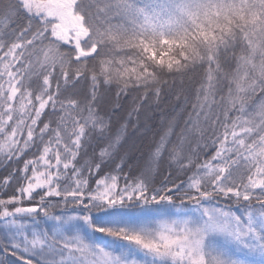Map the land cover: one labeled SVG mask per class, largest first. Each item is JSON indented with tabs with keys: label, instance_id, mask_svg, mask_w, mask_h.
Returning <instances> with one entry per match:
<instances>
[{
	"label": "snow or ice",
	"instance_id": "1",
	"mask_svg": "<svg viewBox=\"0 0 264 264\" xmlns=\"http://www.w3.org/2000/svg\"><path fill=\"white\" fill-rule=\"evenodd\" d=\"M0 264H264V0H0Z\"/></svg>",
	"mask_w": 264,
	"mask_h": 264
},
{
	"label": "trees",
	"instance_id": "2",
	"mask_svg": "<svg viewBox=\"0 0 264 264\" xmlns=\"http://www.w3.org/2000/svg\"><path fill=\"white\" fill-rule=\"evenodd\" d=\"M166 105H162V107H165ZM133 139H135V138H133ZM132 141H130V143H131Z\"/></svg>",
	"mask_w": 264,
	"mask_h": 264
}]
</instances>
